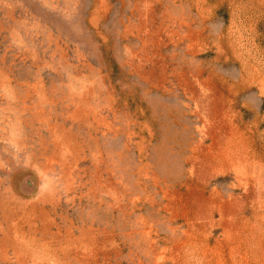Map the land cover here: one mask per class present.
<instances>
[{
	"label": "rangeland",
	"instance_id": "obj_1",
	"mask_svg": "<svg viewBox=\"0 0 264 264\" xmlns=\"http://www.w3.org/2000/svg\"><path fill=\"white\" fill-rule=\"evenodd\" d=\"M0 264H264V0H0Z\"/></svg>",
	"mask_w": 264,
	"mask_h": 264
}]
</instances>
